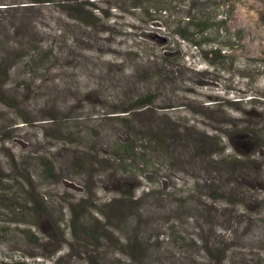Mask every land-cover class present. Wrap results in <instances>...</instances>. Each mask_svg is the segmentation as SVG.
I'll return each instance as SVG.
<instances>
[{
  "label": "rangeland",
  "instance_id": "374dc122",
  "mask_svg": "<svg viewBox=\"0 0 264 264\" xmlns=\"http://www.w3.org/2000/svg\"><path fill=\"white\" fill-rule=\"evenodd\" d=\"M190 1L0 0V264H264V0Z\"/></svg>",
  "mask_w": 264,
  "mask_h": 264
},
{
  "label": "trees",
  "instance_id": "16d2710c",
  "mask_svg": "<svg viewBox=\"0 0 264 264\" xmlns=\"http://www.w3.org/2000/svg\"><path fill=\"white\" fill-rule=\"evenodd\" d=\"M216 1L213 2L214 8L224 9L225 16L220 14V10L214 12V14H212L211 11L210 13L203 12L202 15L197 16L196 12L200 9H205L206 5L200 3L203 2L202 0H191L190 2L193 3H189V11L181 17V21L175 22L173 34L179 40L192 45L196 49L203 48L204 44H209V42H211L210 40H212L211 43L215 45V50H212V54H214L215 57H219L221 56L220 53L223 48L225 46H230L228 41L232 38V35L230 34L228 24L236 3L233 0H223L222 3L215 4ZM149 10L153 13V15L150 14V17H156L157 14L160 17H167L168 15V8L154 7ZM169 20L170 16L168 15V26L172 25ZM4 75L5 72L0 65V84ZM45 170L52 175L53 168L51 164H47Z\"/></svg>",
  "mask_w": 264,
  "mask_h": 264
}]
</instances>
